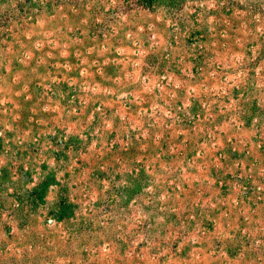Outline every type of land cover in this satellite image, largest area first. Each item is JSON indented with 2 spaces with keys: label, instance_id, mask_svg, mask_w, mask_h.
I'll return each instance as SVG.
<instances>
[{
  "label": "rangeland",
  "instance_id": "1",
  "mask_svg": "<svg viewBox=\"0 0 264 264\" xmlns=\"http://www.w3.org/2000/svg\"><path fill=\"white\" fill-rule=\"evenodd\" d=\"M0 264H264V0H0Z\"/></svg>",
  "mask_w": 264,
  "mask_h": 264
}]
</instances>
